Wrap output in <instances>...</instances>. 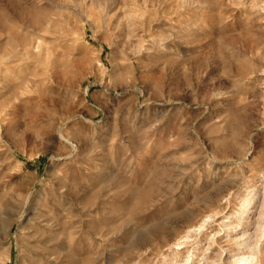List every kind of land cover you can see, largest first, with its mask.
<instances>
[{
    "label": "rangeland",
    "instance_id": "rangeland-1",
    "mask_svg": "<svg viewBox=\"0 0 264 264\" xmlns=\"http://www.w3.org/2000/svg\"><path fill=\"white\" fill-rule=\"evenodd\" d=\"M0 51V264H264V0H0Z\"/></svg>",
    "mask_w": 264,
    "mask_h": 264
},
{
    "label": "bare ground",
    "instance_id": "bare-ground-1",
    "mask_svg": "<svg viewBox=\"0 0 264 264\" xmlns=\"http://www.w3.org/2000/svg\"><path fill=\"white\" fill-rule=\"evenodd\" d=\"M13 41V39H11ZM10 42V41H9ZM13 43V42H12ZM11 44V43H10ZM2 50V49H1ZM12 54V53H11ZM10 53H7L6 51H0V59H4V60H10L11 56ZM3 67L0 70V74H2V78L3 80H9V78L11 77V73H9V67L6 66V63L2 65ZM0 79V82L2 83V80ZM3 83H5L3 81ZM5 108V107H4ZM3 110V109H2ZM253 197L254 195H250V197H247L241 207V211L238 213L241 217H243L245 215V213H250L251 212V208H252V202H253ZM250 206V207H249ZM246 216H248V214H246ZM246 235V231L243 230L242 231V237H245ZM239 244V243H238ZM243 244V243H240ZM246 244L249 246L250 243L249 241L246 242ZM235 264H255L254 261V257L251 254H248L246 256H241L236 262H234Z\"/></svg>",
    "mask_w": 264,
    "mask_h": 264
}]
</instances>
